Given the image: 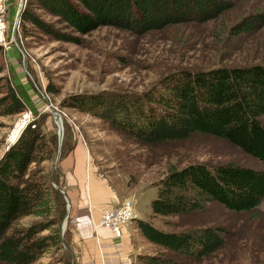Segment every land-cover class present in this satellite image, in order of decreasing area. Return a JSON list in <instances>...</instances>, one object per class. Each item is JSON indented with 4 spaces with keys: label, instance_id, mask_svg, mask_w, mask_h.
<instances>
[{
    "label": "trees",
    "instance_id": "16d2710c",
    "mask_svg": "<svg viewBox=\"0 0 264 264\" xmlns=\"http://www.w3.org/2000/svg\"><path fill=\"white\" fill-rule=\"evenodd\" d=\"M238 1L25 0L19 28L24 38L25 25L30 24L53 41L74 44L79 41L76 34L87 35L101 27L143 36L169 26L217 21ZM39 12L51 19L46 21ZM263 27L264 12L250 13L226 30V36L250 37ZM27 92L19 83L0 77V115L34 111ZM61 107L95 116L148 146L201 134L221 139L264 164V63L179 70L164 75L141 94L72 95ZM33 125L21 132L0 159V264H34L46 251L60 250L65 242L64 235L60 236L65 199L52 186V182L59 184L56 177L51 179L39 167L51 159L56 139ZM155 187L153 215L200 213L210 202L234 213L251 212L264 200V172L233 164H189L169 169ZM26 217L37 220L14 226ZM136 222L147 241L167 252L140 256L142 264H180L176 255L201 260L224 245L225 231L221 228L164 233L150 222Z\"/></svg>",
    "mask_w": 264,
    "mask_h": 264
},
{
    "label": "rangeland",
    "instance_id": "374dc122",
    "mask_svg": "<svg viewBox=\"0 0 264 264\" xmlns=\"http://www.w3.org/2000/svg\"><path fill=\"white\" fill-rule=\"evenodd\" d=\"M20 4L21 0H13L10 8L17 13ZM7 11L8 33L5 44L0 45L3 69L0 77L19 83L28 91L35 111H32L34 123L48 137L56 139L51 159L39 166L44 173L51 176L57 153L60 152L62 161L72 144L80 142L89 149L91 166L97 175L104 177L115 190L125 191L122 202L131 203L139 221L150 222L164 233L205 227L225 231L220 251L201 260L176 255L180 264H264V200L255 210L241 213L231 212L215 202L207 203L203 212L182 216L153 215L151 210V203L157 196L155 184L171 168L181 169L189 164L209 167L233 164L264 172V164L221 139L201 134H194L185 141L148 146L95 116L61 107L64 99L72 95L141 94L164 75L179 70L264 63V27L250 37L232 39L226 36V30L245 15L264 12V0H240L217 21L169 26L143 36L101 27L87 35L76 34L77 44L53 41L30 24L25 25L24 38L19 21L14 42L11 30L16 14L12 17ZM39 14L46 21L51 19ZM52 110L59 113L62 122L60 146ZM23 113L0 115V159L7 151L10 137L13 135L16 139L19 134ZM261 122L264 124V116ZM59 166L53 173L59 184L54 183L63 190ZM35 169L31 166V170ZM36 220L22 218L14 226H27ZM68 220L62 248L49 249L34 264H76L67 251ZM155 250L156 253L166 252L160 247Z\"/></svg>",
    "mask_w": 264,
    "mask_h": 264
},
{
    "label": "crops",
    "instance_id": "0c3cea01",
    "mask_svg": "<svg viewBox=\"0 0 264 264\" xmlns=\"http://www.w3.org/2000/svg\"><path fill=\"white\" fill-rule=\"evenodd\" d=\"M12 1L6 0V6L13 17ZM59 164L70 204L67 248L76 264H142L140 256L156 253L158 246L144 238L137 222L124 226L120 237L98 226L103 209L119 207L126 195L97 175L86 145L73 143Z\"/></svg>",
    "mask_w": 264,
    "mask_h": 264
},
{
    "label": "built area",
    "instance_id": "2783aa9c",
    "mask_svg": "<svg viewBox=\"0 0 264 264\" xmlns=\"http://www.w3.org/2000/svg\"><path fill=\"white\" fill-rule=\"evenodd\" d=\"M6 0H0V45H4L7 35V23H6ZM23 121L19 134L13 142H7V150L15 144L18 140L21 132L28 125H31V128L35 126L32 111H25L21 119ZM8 137V136H7ZM7 140V139H6ZM138 220L137 214L134 212L133 207L129 201H124L117 208H106L101 212L100 221L98 226L110 230L116 237H120L122 234V229L124 226L131 222H136Z\"/></svg>",
    "mask_w": 264,
    "mask_h": 264
},
{
    "label": "water",
    "instance_id": "95a60500",
    "mask_svg": "<svg viewBox=\"0 0 264 264\" xmlns=\"http://www.w3.org/2000/svg\"><path fill=\"white\" fill-rule=\"evenodd\" d=\"M24 1L25 0H21L20 7H19V9H18V11L16 13L15 22H14V25H13L12 30H11V39L14 42H16V39H15V37H16V27H17V23L19 21V17H20V13H21V10H22V6L25 3ZM51 112H52V115H53L54 122L57 125L58 144L60 146L61 142H62V138H63V127H62L61 118H60L59 113H57L55 110H52ZM59 160H60V152L57 153V156H56V159H55V162H54V166H53V170H52V173H51V179H53V173H54V171L56 170V168H57V166L59 164ZM52 185L55 188V190L58 191L64 197V199H65V201L67 203L66 215L63 218V221L61 223V228H60V235L62 237L63 233H64V229H65L66 223H67V220L69 218L70 204H69V200H68L67 195L65 194V192H63V190H61L54 182H52Z\"/></svg>",
    "mask_w": 264,
    "mask_h": 264
},
{
    "label": "bare ground",
    "instance_id": "6f19581e",
    "mask_svg": "<svg viewBox=\"0 0 264 264\" xmlns=\"http://www.w3.org/2000/svg\"><path fill=\"white\" fill-rule=\"evenodd\" d=\"M19 122H21V121H19ZM23 122V121H22ZM12 139V140H11ZM15 140V138H13V135L10 137V140L9 141H11V142H13ZM10 142V143H11Z\"/></svg>",
    "mask_w": 264,
    "mask_h": 264
}]
</instances>
